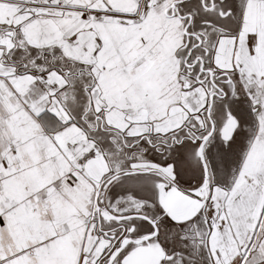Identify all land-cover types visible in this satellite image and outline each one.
I'll use <instances>...</instances> for the list:
<instances>
[{
  "label": "snow or ice",
  "instance_id": "obj_1",
  "mask_svg": "<svg viewBox=\"0 0 264 264\" xmlns=\"http://www.w3.org/2000/svg\"><path fill=\"white\" fill-rule=\"evenodd\" d=\"M0 264H264V0H0Z\"/></svg>",
  "mask_w": 264,
  "mask_h": 264
}]
</instances>
